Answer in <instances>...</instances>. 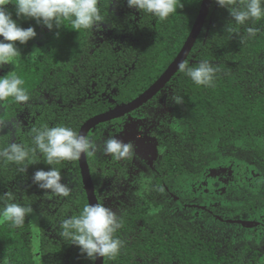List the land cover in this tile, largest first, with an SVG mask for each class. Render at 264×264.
<instances>
[{
    "label": "trees",
    "instance_id": "obj_1",
    "mask_svg": "<svg viewBox=\"0 0 264 264\" xmlns=\"http://www.w3.org/2000/svg\"><path fill=\"white\" fill-rule=\"evenodd\" d=\"M5 18L13 33L16 65L11 82L13 96H37L40 90L55 86L64 90L67 77L80 68L82 82L104 59L113 65L114 57L105 44L100 57L89 55L92 26L106 19L112 0H6ZM202 0H147L144 23L152 27L156 10L157 46L128 44L125 55L131 63L139 56L130 73L126 90L118 96L127 103L147 90L167 69L187 40L198 16ZM115 22H118L114 18ZM29 54V58L27 55ZM98 58V59H97ZM264 58V0H214L210 15L188 60L167 86L175 92V110L179 112L178 135L182 142L196 148L214 151L213 161L223 160L238 137L264 140L263 76L255 62ZM108 106L95 105L75 110L79 116L76 135L72 139L75 164L80 181L76 140L81 126L91 117L108 111ZM106 124L99 125L87 139V157L99 197L101 177L95 150ZM118 127L116 126V129ZM162 153L149 189L135 199L132 209L119 219L118 228L109 237L105 227L104 264H264L260 253L236 252L228 241H220L203 233L201 228L182 217L162 218L163 207L152 201V192L164 182L184 176L183 161L189 157L191 173L198 176L196 160L161 139ZM98 148V149H97ZM216 153V154H215ZM29 145V162L34 158ZM45 157L46 153H45ZM12 167L0 168V206L12 179L23 170L20 153L13 154ZM185 162V161H184ZM191 163V164H190ZM9 165V163H8ZM44 169V175L53 174ZM155 176V175H154ZM240 178V171L236 173ZM83 187V185H82ZM100 201V199H99ZM75 206V208L72 207ZM264 208V185L245 209ZM71 211V212H70ZM70 212L71 220L62 227L63 241L48 245L44 238L47 219L31 204L11 205L0 210V263L3 264H94L95 237L91 212L83 188L73 201L63 204L61 213ZM142 227L135 233L138 224ZM126 238H129L128 243ZM249 255V256H248Z\"/></svg>",
    "mask_w": 264,
    "mask_h": 264
},
{
    "label": "rangeland",
    "instance_id": "obj_2",
    "mask_svg": "<svg viewBox=\"0 0 264 264\" xmlns=\"http://www.w3.org/2000/svg\"><path fill=\"white\" fill-rule=\"evenodd\" d=\"M146 1L112 0L106 19L94 22L89 55L99 58L101 47L108 44L114 57L113 65L100 60L83 82L82 77L77 76L83 68H76L67 77L64 90L57 89V84L43 88L24 106L12 125L0 129V167L16 148L23 151L22 140L27 131L35 154L19 177L7 185L6 201L2 202L0 210L11 205H33L41 217L47 219L44 238L48 245L63 241L62 227L71 220V211L63 216L62 206L83 190L72 143L80 120L75 110L120 105L118 96L126 90L129 75L139 60L136 54L131 63L128 61L125 56L128 44L144 48L152 43V27L144 23ZM157 9L159 6L146 19L153 18L155 22ZM2 22L6 40L12 29L6 18ZM255 69L263 76L264 87V58L255 62ZM157 106L151 119L144 120L143 114L137 113L101 131L105 136L99 140L95 154L99 163L97 174L102 182L99 199L109 237L118 228L120 217L134 207L135 199L149 189L152 177L159 176L156 170L163 153L159 147L162 137L177 152L182 153L183 146L188 156L197 164H203L198 165L200 174L193 175L189 157H185L184 176L162 183L151 193L152 201L163 207L162 218L182 217L197 224L206 235L230 242L236 252L250 255L256 250L263 259L264 208L246 210L245 204L251 203L264 185V140L238 137L231 149L224 152L223 160L213 161L216 158L213 152L218 146L196 148L180 139V117L175 110L173 86L162 91ZM39 118L44 119L43 129L37 122ZM44 169L54 172L46 176ZM237 171H240L239 179L235 176ZM141 227L139 223L131 239ZM128 242L126 238L125 243Z\"/></svg>",
    "mask_w": 264,
    "mask_h": 264
},
{
    "label": "water",
    "instance_id": "obj_3",
    "mask_svg": "<svg viewBox=\"0 0 264 264\" xmlns=\"http://www.w3.org/2000/svg\"><path fill=\"white\" fill-rule=\"evenodd\" d=\"M214 0H202L201 7L192 30L185 41L182 49L162 73V75L142 94L130 102L117 105L106 112L97 114L89 118L80 128L77 136L76 150L78 155V165L82 177V184L86 192L95 237V262L94 264H104L106 253L105 227L103 222V214L99 197L94 185L91 169L87 157V138L89 133L97 126L110 122L115 119L124 117L131 112L138 110L146 103L151 101L158 93H160L173 77L183 67L193 50L198 37L210 15Z\"/></svg>",
    "mask_w": 264,
    "mask_h": 264
},
{
    "label": "flooded vegetation",
    "instance_id": "obj_4",
    "mask_svg": "<svg viewBox=\"0 0 264 264\" xmlns=\"http://www.w3.org/2000/svg\"><path fill=\"white\" fill-rule=\"evenodd\" d=\"M5 1L6 0H0V129H2L4 126L12 125V123L15 121V119H17V117L19 116L20 112H22L24 110V106L30 100H32L35 97V96H33L31 98L29 95H26V96H18L17 95L14 97L13 94L11 93V82H12L13 76H14V67L16 65V61H15V55L13 52V33H12V30H11L10 37H7L6 40L3 38V31H2L3 30V28H2L3 22L2 21L5 18V12H6V8H7V4ZM151 33H153V37H151L152 43H149V44H151V46L155 47L158 44V37L159 36L157 33V23H156V21L154 22L153 18H152ZM146 47H148V46L145 45V48ZM27 57L29 58V54L27 55ZM166 87H168V86H166ZM162 91L160 93H158L151 101L146 103L144 106H142L138 110H135V111L131 112L130 114L125 115L124 117H121L119 119H115V120H112L110 122H107L109 124L106 125L105 128H107L110 125H113L115 127L116 124L119 125V123H118L119 121L120 122L125 121V119H127V117L133 116L137 113L143 114L142 118L144 120L148 119V118H150V119L153 118V112L158 108L157 104L159 102ZM120 104H123V103H120ZM116 106H114V107H116ZM114 107H109V109H112ZM143 109L144 110L148 109L149 111L148 110L144 111ZM43 120L44 119H40V118L37 119V122L42 125L40 129H43L45 127V123L43 122ZM104 124H106V123H104ZM96 128L93 129L89 133V135H91V137H90L91 139L89 140L90 143L93 141L92 137L95 134L94 131L96 130ZM114 130H116V128H114ZM89 135H88V137H89ZM30 136L31 135L27 131V134L24 136V138L22 140V142L24 143L22 152L20 151L19 148H16L12 153H10V157L7 158L8 161H7V159L5 160V161H7V167L9 169H11V167H12V158L11 157L13 156V154H17V156H18L20 153L22 154V158H23V169L28 167L29 145H30V142L32 141L30 139ZM103 136H105L104 133L101 135V138H103ZM34 138L38 139V136L37 137L35 136ZM161 139H162V137L159 139L160 142H161ZM32 143H33V141H32ZM91 152L96 153V150L94 149V147H91ZM8 163H9V165H8ZM3 166L4 165H1V167H3ZM81 179H82V177H81ZM260 258H261V256H260Z\"/></svg>",
    "mask_w": 264,
    "mask_h": 264
}]
</instances>
